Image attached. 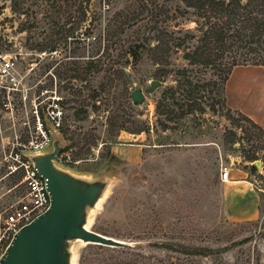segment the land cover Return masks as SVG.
Listing matches in <instances>:
<instances>
[{
	"label": "rangeland",
	"instance_id": "374dc122",
	"mask_svg": "<svg viewBox=\"0 0 264 264\" xmlns=\"http://www.w3.org/2000/svg\"><path fill=\"white\" fill-rule=\"evenodd\" d=\"M259 3L237 8L250 20L242 39L231 36L239 23L218 42L208 29L229 15L207 19L183 0H91L85 44L80 0H0V52L12 62L0 78V212L26 195L12 153L41 150L43 115L69 142L59 165L115 175L89 228L134 243L77 242V264H264V127L229 110L223 92L235 63H264ZM201 46L199 60L187 58ZM225 167L258 191L257 219L225 215Z\"/></svg>",
	"mask_w": 264,
	"mask_h": 264
},
{
	"label": "water",
	"instance_id": "95a60500",
	"mask_svg": "<svg viewBox=\"0 0 264 264\" xmlns=\"http://www.w3.org/2000/svg\"><path fill=\"white\" fill-rule=\"evenodd\" d=\"M162 84L161 81H153L148 92ZM132 98L140 104L145 95L137 89L133 91ZM48 127L50 143L39 151L25 155L39 174L47 179L50 206L15 234L0 264H77V242L133 247L132 242L89 228L93 211L99 207L114 182V173L109 169L103 174H81L59 165L56 160L69 142L54 122H48Z\"/></svg>",
	"mask_w": 264,
	"mask_h": 264
},
{
	"label": "crops",
	"instance_id": "0c3cea01",
	"mask_svg": "<svg viewBox=\"0 0 264 264\" xmlns=\"http://www.w3.org/2000/svg\"><path fill=\"white\" fill-rule=\"evenodd\" d=\"M229 108L239 111L264 127V64L233 67L225 86ZM223 206L231 221H251L259 217L260 196L253 184L239 176L223 180Z\"/></svg>",
	"mask_w": 264,
	"mask_h": 264
},
{
	"label": "built area",
	"instance_id": "2783aa9c",
	"mask_svg": "<svg viewBox=\"0 0 264 264\" xmlns=\"http://www.w3.org/2000/svg\"><path fill=\"white\" fill-rule=\"evenodd\" d=\"M12 66L11 58L0 52V78L8 75ZM55 118V117H54ZM55 120V126L59 128L60 122ZM42 133V140L35 148H44L50 141L49 132L41 125L39 127ZM13 159L16 163L10 166V173L20 172L22 183L25 186L26 195L20 200L9 213L0 212V259L11 243L13 237L24 226L32 222L40 214L46 211L51 203V195L48 189L47 179L39 174L38 169L25 153L13 152ZM229 170L225 167L222 171L221 178L227 180Z\"/></svg>",
	"mask_w": 264,
	"mask_h": 264
},
{
	"label": "trees",
	"instance_id": "16d2710c",
	"mask_svg": "<svg viewBox=\"0 0 264 264\" xmlns=\"http://www.w3.org/2000/svg\"><path fill=\"white\" fill-rule=\"evenodd\" d=\"M241 1L242 0H230L229 2L226 3V0H183L185 5H187L188 7L196 8L198 10V12L200 13V15H203L207 19H210L211 17H217L220 20L221 18H223V16L225 14L229 15L227 20H223L222 21V25H219V23H213L211 25V27L208 29L209 31L207 30L208 31L207 38L210 39L211 37H216L218 42H223V40L226 38V35L228 33L227 32L228 29H230L232 25H235V24L237 25L239 23H241V25L238 26L237 29H235V32H236L235 35L231 34V36L242 39V36H244L243 32H242L244 30V28L243 29H240V28L243 27L242 24L244 23L245 20H248L250 22V20L246 17V14L247 13L251 14V13H254V11H256V6L253 8V10L250 8V6H252L255 1L260 2L259 3V5H260L259 7H261V8H260L259 11L261 13H264V0H249L248 2H246V4H244L243 7L240 6ZM90 3H91V0H80V7H79L80 8V22H82L83 26L85 27V33L82 36V38H80V40L83 43H85V44L92 43V42H90V40L88 38V35H89L88 33H92V31L95 28L94 20L92 21L90 19V21H89V7H90ZM238 7H241V9L243 11L246 10L247 13H245V14L239 13L237 11ZM254 19L256 21H254L252 23V25L256 26L257 29L261 28L262 31H263L264 30V19L263 20H259L258 18H254ZM207 49H208V47H205V46L197 47L193 53L187 54V58L190 59V60L193 59L191 61H193V62L195 61L196 62L197 60H199L200 55L205 53V51ZM97 56H98V54L96 56H93L92 57L93 59H91V60L96 59ZM241 64H264V63L249 62L245 58L242 63H235L230 68V70L228 71L227 76H225L224 79H223V82H224V87H223L224 103L228 107L229 110H232V109L229 108V106L227 105V102H226V96H225L226 82H227V80L229 78V75H230L233 67H235L237 65H241ZM232 111H235V110H232ZM236 112H238L240 115H242V117L246 121H248L251 124H253L256 128H259V129L262 128L261 126L256 124L248 116L242 114L239 111H236ZM42 120H43L42 123H43L44 128L46 129L47 132H49L48 122H53V121H48L46 119L44 120L43 115H42ZM65 139H66V137H65ZM257 159H258L257 156H251L250 157V161L251 162H254ZM252 169L256 170V167L252 166ZM180 247L181 248H185V249H189V246H186V245H181ZM211 251L212 250L210 248H207V249L192 248V254H196V255L207 256L208 253H211Z\"/></svg>",
	"mask_w": 264,
	"mask_h": 264
}]
</instances>
